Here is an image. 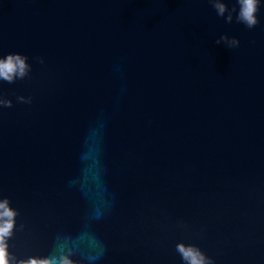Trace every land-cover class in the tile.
<instances>
[{
  "label": "water",
  "instance_id": "obj_1",
  "mask_svg": "<svg viewBox=\"0 0 264 264\" xmlns=\"http://www.w3.org/2000/svg\"><path fill=\"white\" fill-rule=\"evenodd\" d=\"M225 2L0 0L5 264H264V0Z\"/></svg>",
  "mask_w": 264,
  "mask_h": 264
},
{
  "label": "clouds",
  "instance_id": "obj_2",
  "mask_svg": "<svg viewBox=\"0 0 264 264\" xmlns=\"http://www.w3.org/2000/svg\"><path fill=\"white\" fill-rule=\"evenodd\" d=\"M211 3L219 16L224 17L225 14H227V22H232V14L237 12L235 7L229 9L225 0H223V2H219V0H211ZM236 3L239 5V11L236 15L237 22L245 24L248 28L255 27L259 23L257 12L259 11L260 0H236ZM235 43L238 44L239 41H235ZM22 56L23 55L19 53L9 54L3 60H0V79L10 83L14 82L13 75L16 73L23 78L26 68L25 60L27 57L22 59ZM7 106L11 107V104ZM0 207H4V205H0ZM5 215L11 216L12 213L6 211ZM11 226V224H8L5 228L0 229V234H7ZM177 250L181 254L183 260L188 262V264H207L206 257L199 251V249L195 248V246L179 244L177 245ZM0 264H5L2 258H0ZM62 264H72V261L65 257Z\"/></svg>",
  "mask_w": 264,
  "mask_h": 264
}]
</instances>
